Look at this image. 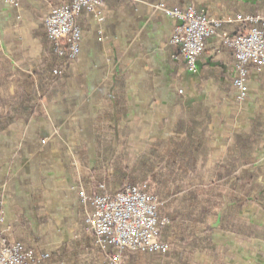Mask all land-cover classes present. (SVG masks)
<instances>
[{"label": "crops", "instance_id": "obj_1", "mask_svg": "<svg viewBox=\"0 0 264 264\" xmlns=\"http://www.w3.org/2000/svg\"><path fill=\"white\" fill-rule=\"evenodd\" d=\"M68 1L12 6L0 0V78L8 77L2 93L26 87L29 75L36 80L47 53L45 19ZM160 3L191 5L219 19L264 12V0H105L101 23L83 12L80 55L42 100L43 115L0 131L7 235L39 252L45 246L67 252L61 257L72 264H109L101 252L84 251L93 239H79V263L68 251L83 222L72 161L79 159L91 190L104 170L100 158L137 165L146 148L176 135L182 115L183 129L195 121L202 141L197 177L182 182L195 185L198 196L181 195L166 211L177 226L197 225L167 232V240L178 241L170 254L128 255L126 264H264V69L250 70L248 96L239 102L233 51L216 36L207 41L197 71H188L171 42L177 22L156 9ZM241 29L223 28L231 35ZM99 135L106 143L98 146Z\"/></svg>", "mask_w": 264, "mask_h": 264}, {"label": "built area", "instance_id": "obj_2", "mask_svg": "<svg viewBox=\"0 0 264 264\" xmlns=\"http://www.w3.org/2000/svg\"><path fill=\"white\" fill-rule=\"evenodd\" d=\"M19 6L21 0H4ZM105 0H70L54 8L45 19L49 39L55 44L60 56L75 61L81 52L82 29L77 23L83 12L92 13L98 22L105 20L102 8ZM177 22L171 42L178 47L188 71H197L198 59L209 39L220 36L224 44L233 51L236 75L233 85L237 100L244 101L249 93L248 76L252 68L264 69V12L237 13L219 19L198 11L192 6L184 8L157 5ZM224 24H236L241 32L231 35L220 32ZM61 74L60 70L54 71ZM102 193L88 195L82 190L80 196L88 204L87 231L93 235L94 244L109 254V264H126V254H166L170 245L161 240V232L169 223L159 213V198L147 191V184L128 185L122 191L110 193L104 185ZM0 217V264H46L48 252H39L20 241L7 238Z\"/></svg>", "mask_w": 264, "mask_h": 264}, {"label": "trees", "instance_id": "obj_3", "mask_svg": "<svg viewBox=\"0 0 264 264\" xmlns=\"http://www.w3.org/2000/svg\"><path fill=\"white\" fill-rule=\"evenodd\" d=\"M46 52L42 66L37 71H34L36 80L32 75H29L25 79L26 87L19 86L18 88H13L14 92L12 94H4L2 93L4 89L2 87L5 81L8 80V77L0 78V131L8 129L17 120L29 121L34 116H42V100L56 90L57 88L55 87L65 78L66 70L71 64V60L67 56H60L56 52V46L49 40L48 36ZM56 69L60 70L61 74L55 75L54 71ZM187 116L191 118L196 117L195 113H190ZM183 118L184 116L181 115L178 119L175 131L176 135L170 140L153 144L150 151L146 148L139 156L137 165L135 166L128 162L123 166V161L116 158L110 161H108L109 157L100 158V161L103 160L105 163L104 170L101 173L99 172L96 177L99 183L93 186L91 190H88L90 192H100L99 185L104 184L109 192L116 193L124 190L128 185H138L147 182L148 192L157 195L162 204L160 206V215L165 216L169 220V223L162 229V240L168 242L170 245V251L165 255L174 251L175 245L178 243L177 240V242L167 240V232L177 227L183 230L187 228L194 229L197 225V220H192L191 223L182 222V225L178 224L177 226L175 225L173 215L166 211V208H170L172 202L181 199V195L183 199L192 200H195L198 196L195 185H189L190 183H188L189 186H187L182 182H185L187 179L193 181L197 177V164L200 158L196 153L202 145V141L198 140L197 123L193 121V124L187 125V128L183 129ZM105 143L106 141L103 139V136L99 135L97 145ZM165 144L169 146L166 152L160 148V146H164ZM77 154L79 155V152ZM94 170L100 171L97 167ZM83 179L85 184V176H83ZM82 237L85 240L92 241L91 236L83 234L81 235ZM182 241H184V238L181 239ZM81 244L82 240L70 244L68 251L70 249L73 250V255L76 256ZM63 248H65V245L60 249ZM83 249L84 251L87 249L89 253L101 252L93 244L85 245ZM60 252L61 250L53 251L47 264L51 262L72 264L71 260L61 257L67 252ZM102 254L106 258V253ZM156 255L159 256L160 254ZM73 260L79 263L77 261L78 255Z\"/></svg>", "mask_w": 264, "mask_h": 264}, {"label": "rangeland", "instance_id": "obj_4", "mask_svg": "<svg viewBox=\"0 0 264 264\" xmlns=\"http://www.w3.org/2000/svg\"><path fill=\"white\" fill-rule=\"evenodd\" d=\"M69 2V1H68ZM67 2V3H68ZM65 4V3H64ZM160 4H165V3H160ZM63 5V4H62ZM159 5V4H158ZM191 6V5H190ZM193 7V6H192ZM179 8H184V7H179ZM156 9H157V6H156ZM102 11H103V8H102ZM257 13H260V12H257ZM103 14H104V16H105V13H104V11H103ZM241 14H248V13H241ZM230 17V16H229ZM79 18V17H78ZM106 18V17H105ZM226 18H228V17H226ZM78 20V19H77ZM103 22V21H102ZM101 23V22H100ZM225 25H228V24H224L223 25V27L221 28V31L220 32H223L224 30H223V28H224V26ZM45 28H46V25H45ZM81 28V27H80ZM82 29V28H81ZM46 32H47V30H46ZM82 33H83V30H82ZM47 36H48V34H47ZM49 38V37H48ZM50 40V39H49ZM225 45V44H224ZM226 46V45H225ZM179 50V49H178ZM205 50V49H204ZM203 54V53H202ZM178 57H181L182 58V60H183V57H182V55H181V53H180V51H179V56ZM201 57V56H200ZM78 59V58H77ZM76 59V60H77ZM199 60V59H198ZM184 61V60H183ZM72 62H74V61H71V63ZM185 63V62H184ZM186 66V65H185ZM58 70V69H57ZM249 77V76H248ZM240 102V101H239ZM46 140H44V142H45ZM72 167L76 170L75 171V173H76V175H75V178H76V180H77V177H78V182H77V184H78V186H79V188H78V198H79V202H80V206L83 208V222H82V225H81V227H80V231H79V233L78 234H76V235H74V237H73V241H79V239L81 238V235H83V234H85V235H87V236H91V238L93 239V242H94V238H93V235H91L88 231H87V223H86V220H87V214H88V212H89V208H88V204H85L83 201H82V198H81V196H80V192L82 191V190H84V191H86V194H88V195H94V194H99V193H102V189H101V185H99V188H100V192H90V191H88V189H87V186L84 184V179H83V172H82V169L80 168L81 166H80V162H79V159H75L74 161H72ZM81 170V171H80ZM143 183H146L147 184V182H143ZM143 183H140V184H143ZM102 185H104V184H102ZM139 185V184H138ZM105 186V185H104ZM147 189H148V184H147ZM107 190V189H106ZM108 191V190H107ZM148 191V190H147ZM111 193V192H110ZM150 193V192H149ZM150 194H152V193H150ZM154 195V194H153ZM155 196H157V195H155ZM4 203H5V201H4V198H0V205L1 206H4ZM161 203V202H160ZM162 205V204H161ZM160 205V206H161ZM159 213H160V208H159ZM0 217H2L3 219H4V223H5V214H4V212L1 210L0 211ZM3 227H4V225H3ZM5 228V227H4ZM162 233V232H161ZM6 236H7V238L8 239H10L9 237H8V235H7V231H6ZM10 240H12V239H10ZM13 241H20V242H22L21 240H13ZM165 242V241H164ZM23 243V242H22ZM95 243V242H94ZM168 243V242H167ZM97 247V246H96ZM29 248H32V249H35L36 251H38L39 249H37V248H33V247H29ZM98 248V247H97ZM41 249H43V248H41ZM47 249V250H46ZM99 249V248H98ZM44 251H42L41 250V252H48L49 254H50V257H51V253H53V250H51V249H48V247L46 248V246H45V248L43 249ZM102 253H105L104 251H102L101 249H99ZM140 254H158V253H152V252H146V253H143V252H141V253H136V254H129V253H127L126 254V258L128 257V255H140ZM167 254V253H166ZM160 255H165V254H160ZM106 259L108 260V262H109V254L108 253H106ZM49 261V260H48ZM47 264V263H46ZM66 264V263H65Z\"/></svg>", "mask_w": 264, "mask_h": 264}]
</instances>
